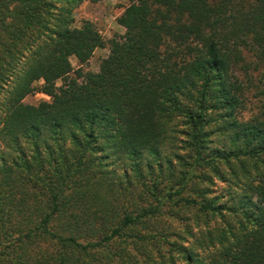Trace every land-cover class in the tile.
Wrapping results in <instances>:
<instances>
[{
  "label": "trees",
  "instance_id": "trees-1",
  "mask_svg": "<svg viewBox=\"0 0 264 264\" xmlns=\"http://www.w3.org/2000/svg\"><path fill=\"white\" fill-rule=\"evenodd\" d=\"M95 1L0 0V264H264V0H128L77 82Z\"/></svg>",
  "mask_w": 264,
  "mask_h": 264
},
{
  "label": "rangeland",
  "instance_id": "rangeland-1",
  "mask_svg": "<svg viewBox=\"0 0 264 264\" xmlns=\"http://www.w3.org/2000/svg\"><path fill=\"white\" fill-rule=\"evenodd\" d=\"M128 0H96L94 3H83L74 13L75 25H80L84 20L92 22L99 30L105 40V47L94 51L90 60L84 64H79L73 57L70 58V63L73 67V72L70 78L75 79L77 82L82 81V75L86 72H96L102 59H104L109 50L124 38V28L118 25L117 18L124 13L128 6ZM62 83L59 81L57 86L60 87ZM251 90L248 94V103L246 109L243 111L245 115L254 110L256 100L253 99ZM49 101L50 99L40 93L32 94L24 99L26 104H36L40 101ZM255 200L261 201L262 196L256 195Z\"/></svg>",
  "mask_w": 264,
  "mask_h": 264
}]
</instances>
